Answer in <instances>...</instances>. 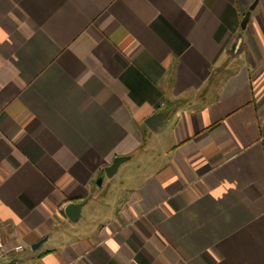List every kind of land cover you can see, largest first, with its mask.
<instances>
[{
  "label": "crops",
  "instance_id": "crops-1",
  "mask_svg": "<svg viewBox=\"0 0 264 264\" xmlns=\"http://www.w3.org/2000/svg\"><path fill=\"white\" fill-rule=\"evenodd\" d=\"M0 232V264H264V0H0Z\"/></svg>",
  "mask_w": 264,
  "mask_h": 264
},
{
  "label": "water",
  "instance_id": "water-1",
  "mask_svg": "<svg viewBox=\"0 0 264 264\" xmlns=\"http://www.w3.org/2000/svg\"><path fill=\"white\" fill-rule=\"evenodd\" d=\"M247 17L245 16L241 22V27L244 26ZM165 117V113L156 112L150 115L146 120L145 124L150 128L154 129L161 120ZM128 158V156H117L114 157L111 163L104 167V175L110 178L116 171L117 167ZM97 185L101 183V177L99 176L96 180ZM84 201L79 202H69L63 207V214L72 222L76 221L80 214L81 206Z\"/></svg>",
  "mask_w": 264,
  "mask_h": 264
},
{
  "label": "rangeland",
  "instance_id": "rangeland-1",
  "mask_svg": "<svg viewBox=\"0 0 264 264\" xmlns=\"http://www.w3.org/2000/svg\"><path fill=\"white\" fill-rule=\"evenodd\" d=\"M127 166H132L134 165V161L133 160H128L127 162H125ZM123 169V170H122ZM124 169L125 168H120L119 172H117L112 178H107L106 176L104 177V181L101 186L95 191V196L98 199H102V200H106L108 195L110 193L113 194H118V198L122 197L125 192L123 190V188L119 187L121 184V180L122 177H124ZM123 171V172H122ZM124 183V182H123ZM117 190V191H116ZM116 191V192H114ZM111 195V194H110ZM114 204V203H111Z\"/></svg>",
  "mask_w": 264,
  "mask_h": 264
},
{
  "label": "built area",
  "instance_id": "built-area-1",
  "mask_svg": "<svg viewBox=\"0 0 264 264\" xmlns=\"http://www.w3.org/2000/svg\"><path fill=\"white\" fill-rule=\"evenodd\" d=\"M3 249H4V240L0 232V258L3 256ZM14 254H19L20 252L23 251V246L20 243H15L12 248ZM5 264H23L21 261L18 259H13Z\"/></svg>",
  "mask_w": 264,
  "mask_h": 264
},
{
  "label": "trees",
  "instance_id": "trees-1",
  "mask_svg": "<svg viewBox=\"0 0 264 264\" xmlns=\"http://www.w3.org/2000/svg\"><path fill=\"white\" fill-rule=\"evenodd\" d=\"M102 174H103V172H102V173H100V174H99V176L101 177V176H102ZM62 214H63V213H62Z\"/></svg>",
  "mask_w": 264,
  "mask_h": 264
},
{
  "label": "clouds",
  "instance_id": "clouds-1",
  "mask_svg": "<svg viewBox=\"0 0 264 264\" xmlns=\"http://www.w3.org/2000/svg\"><path fill=\"white\" fill-rule=\"evenodd\" d=\"M113 250L115 251V248H113Z\"/></svg>",
  "mask_w": 264,
  "mask_h": 264
}]
</instances>
